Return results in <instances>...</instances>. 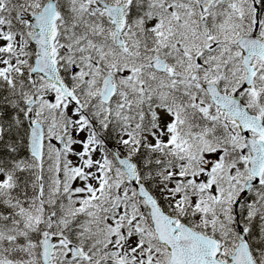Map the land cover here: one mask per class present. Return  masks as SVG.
Returning <instances> with one entry per match:
<instances>
[{
	"label": "snow or ice",
	"instance_id": "6c2138e0",
	"mask_svg": "<svg viewBox=\"0 0 264 264\" xmlns=\"http://www.w3.org/2000/svg\"><path fill=\"white\" fill-rule=\"evenodd\" d=\"M0 264H264V0H0Z\"/></svg>",
	"mask_w": 264,
	"mask_h": 264
}]
</instances>
